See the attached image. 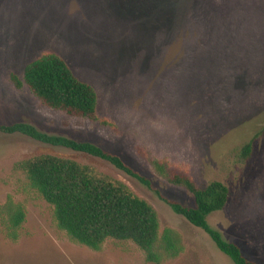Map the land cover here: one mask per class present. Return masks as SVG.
<instances>
[{"label": "rangeland", "instance_id": "1", "mask_svg": "<svg viewBox=\"0 0 264 264\" xmlns=\"http://www.w3.org/2000/svg\"><path fill=\"white\" fill-rule=\"evenodd\" d=\"M0 0V125L27 123L40 132L88 142L120 156L164 197L193 207V196L153 167L160 161L199 186L230 193L210 225L264 264V137L252 156L240 148L264 128V0ZM45 53L61 56L99 99L98 121L40 103L11 74ZM194 76L198 60L216 59ZM207 72H211L208 74ZM53 155L124 183L156 211L160 234H180L183 252L165 264H233L209 237L175 214L155 191L90 155L0 133V207L26 211L20 238L7 237L0 208V264H147L128 241L100 251L60 230L54 208L17 165Z\"/></svg>", "mask_w": 264, "mask_h": 264}, {"label": "trees", "instance_id": "2", "mask_svg": "<svg viewBox=\"0 0 264 264\" xmlns=\"http://www.w3.org/2000/svg\"><path fill=\"white\" fill-rule=\"evenodd\" d=\"M196 4L197 0H194L192 14H195ZM216 60H198L192 68L194 76L197 77L202 70H211ZM10 79L17 90L26 86L42 105L52 110L71 117L99 120V99L95 88L79 79L66 61L55 53H45L30 62L24 70L23 79L16 74H11ZM0 133L21 134L39 143L84 153L113 165L155 191L175 214L203 231L233 264H257L243 254L240 246L227 241L209 223V218L223 211L228 204L230 193L224 183L212 181L201 187L189 175L169 164L153 162L160 175L171 184L184 187L193 196L195 205L186 206L164 197L153 188L147 177L134 170L120 156L97 145L49 135L27 123L0 125ZM260 137H264V128L242 144L241 159L247 160L252 156L255 142ZM17 168L25 174L30 186L53 206L58 228L74 242L94 251H100L108 240L132 242L144 252L147 264H165L183 252L180 234L171 229L160 234L156 211L124 183L97 174L92 168L75 161L53 155L33 157L20 162ZM0 208L5 217L7 237L17 241L26 221L24 207L8 199Z\"/></svg>", "mask_w": 264, "mask_h": 264}]
</instances>
